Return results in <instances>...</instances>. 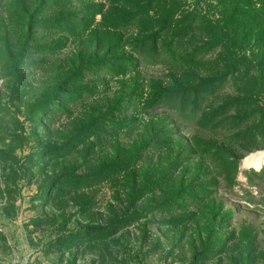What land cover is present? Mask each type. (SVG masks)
<instances>
[{
	"label": "rangeland",
	"instance_id": "374dc122",
	"mask_svg": "<svg viewBox=\"0 0 264 264\" xmlns=\"http://www.w3.org/2000/svg\"><path fill=\"white\" fill-rule=\"evenodd\" d=\"M262 152L264 0H0V264H264Z\"/></svg>",
	"mask_w": 264,
	"mask_h": 264
},
{
	"label": "bare ground",
	"instance_id": "6f19581e",
	"mask_svg": "<svg viewBox=\"0 0 264 264\" xmlns=\"http://www.w3.org/2000/svg\"><path fill=\"white\" fill-rule=\"evenodd\" d=\"M262 164H264V152L256 155V156H251L250 158H247L243 166L244 168H252V169H258Z\"/></svg>",
	"mask_w": 264,
	"mask_h": 264
},
{
	"label": "trees",
	"instance_id": "16d2710c",
	"mask_svg": "<svg viewBox=\"0 0 264 264\" xmlns=\"http://www.w3.org/2000/svg\"><path fill=\"white\" fill-rule=\"evenodd\" d=\"M239 2H240V1H239ZM239 2H238V3H239ZM235 5L237 6V3H236ZM235 5H234V6H235Z\"/></svg>",
	"mask_w": 264,
	"mask_h": 264
}]
</instances>
